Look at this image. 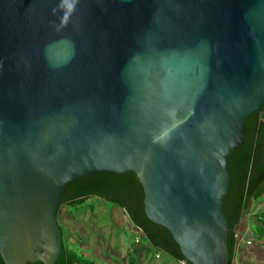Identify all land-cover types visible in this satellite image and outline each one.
<instances>
[{
	"label": "water",
	"instance_id": "water-1",
	"mask_svg": "<svg viewBox=\"0 0 264 264\" xmlns=\"http://www.w3.org/2000/svg\"><path fill=\"white\" fill-rule=\"evenodd\" d=\"M262 105L264 0H0L3 264H55L60 196L99 173L137 177L187 263L228 264V158Z\"/></svg>",
	"mask_w": 264,
	"mask_h": 264
},
{
	"label": "trees",
	"instance_id": "trees-1",
	"mask_svg": "<svg viewBox=\"0 0 264 264\" xmlns=\"http://www.w3.org/2000/svg\"><path fill=\"white\" fill-rule=\"evenodd\" d=\"M259 111L260 115L255 113L247 118L243 144L228 158L230 188L223 201V213L229 229L228 264H235L237 241L235 226L240 225L241 216H251L248 230L242 236L244 242L264 245L262 244L264 211L260 209L264 201V105ZM92 199L113 205L123 214L134 231H131L134 233V240L129 252L130 256L131 253L136 256L137 253L143 252L148 255V260H152L159 254V259L170 260L173 264H190L184 260L169 232L146 218L142 203V188L134 174L117 176L111 173H99L81 178L67 186L60 196V206H66L69 210L77 212L82 206L88 205L92 211L93 206L89 203ZM56 217H59V209ZM58 226L62 235V253L55 264L97 263L94 260L88 263L89 258L82 254L80 248L69 246L64 239L63 227L59 223ZM0 264H3L1 258Z\"/></svg>",
	"mask_w": 264,
	"mask_h": 264
},
{
	"label": "rangeland",
	"instance_id": "rangeland-1",
	"mask_svg": "<svg viewBox=\"0 0 264 264\" xmlns=\"http://www.w3.org/2000/svg\"><path fill=\"white\" fill-rule=\"evenodd\" d=\"M89 203L93 206L92 211L88 205L77 212L60 206L57 221L63 227L66 243L80 248L82 254L89 258L88 263L94 260L97 263L93 264H130L129 252L134 233L123 214L103 201L92 199ZM260 209L264 211V201ZM250 220L251 216L245 215V221L235 231V264H264V245L246 243L242 237L248 230ZM157 260L160 259L155 258L148 264H161L160 261L156 263ZM166 261V264H173L170 260Z\"/></svg>",
	"mask_w": 264,
	"mask_h": 264
},
{
	"label": "crops",
	"instance_id": "crops-1",
	"mask_svg": "<svg viewBox=\"0 0 264 264\" xmlns=\"http://www.w3.org/2000/svg\"><path fill=\"white\" fill-rule=\"evenodd\" d=\"M130 261H131L130 264H148V261H151V260H148V255L146 253L139 252V253L136 254V256H134V254L131 253ZM159 261H160L161 264H166L167 263V261L164 260V259L157 260L156 263L159 262Z\"/></svg>",
	"mask_w": 264,
	"mask_h": 264
},
{
	"label": "flooded vegetation",
	"instance_id": "flooded-vegetation-1",
	"mask_svg": "<svg viewBox=\"0 0 264 264\" xmlns=\"http://www.w3.org/2000/svg\"><path fill=\"white\" fill-rule=\"evenodd\" d=\"M111 206H113V205H111ZM244 221H245V215L241 216V219H240V223L239 224L241 225Z\"/></svg>",
	"mask_w": 264,
	"mask_h": 264
},
{
	"label": "built area",
	"instance_id": "built-area-1",
	"mask_svg": "<svg viewBox=\"0 0 264 264\" xmlns=\"http://www.w3.org/2000/svg\"><path fill=\"white\" fill-rule=\"evenodd\" d=\"M159 257H160L159 254H157V255L155 256V258H158V259H159ZM182 264H183V263H182Z\"/></svg>",
	"mask_w": 264,
	"mask_h": 264
}]
</instances>
